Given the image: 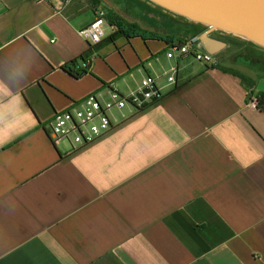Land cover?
<instances>
[{
    "label": "crops",
    "instance_id": "0c3cea01",
    "mask_svg": "<svg viewBox=\"0 0 264 264\" xmlns=\"http://www.w3.org/2000/svg\"><path fill=\"white\" fill-rule=\"evenodd\" d=\"M111 1L0 0V264H264V110L250 103L264 77L221 63L237 36L217 30L212 67L167 57L164 39L111 38L108 23L91 46L80 31ZM154 15L128 22L185 36ZM82 57L87 72L64 69ZM146 76L160 99L111 110L87 146L50 141L55 112Z\"/></svg>",
    "mask_w": 264,
    "mask_h": 264
},
{
    "label": "built area",
    "instance_id": "2783aa9c",
    "mask_svg": "<svg viewBox=\"0 0 264 264\" xmlns=\"http://www.w3.org/2000/svg\"><path fill=\"white\" fill-rule=\"evenodd\" d=\"M106 23L104 13L101 12L80 31V34L91 46L97 45L105 38ZM113 29L115 30V28ZM200 35L188 36L184 43H172L167 57L180 59L190 56L207 67L214 66L216 64L214 55L200 48L202 43ZM91 60L92 58H86V61L82 63V68H90ZM176 73L177 66H173L165 73L169 83L175 84ZM158 80V77L146 76L142 79L139 87L127 95L120 94L112 87L110 100L106 102H101L94 93L89 94L83 100L73 103L70 108L55 112L46 125L47 136L53 144L66 141L74 149L97 141L113 128L109 115L111 110L123 109L126 106L141 110L160 99L162 94ZM250 103L251 106L257 108V97H253Z\"/></svg>",
    "mask_w": 264,
    "mask_h": 264
},
{
    "label": "water",
    "instance_id": "95a60500",
    "mask_svg": "<svg viewBox=\"0 0 264 264\" xmlns=\"http://www.w3.org/2000/svg\"><path fill=\"white\" fill-rule=\"evenodd\" d=\"M165 10L209 28L200 35L212 54L224 44L212 38L222 31L264 47V0H149Z\"/></svg>",
    "mask_w": 264,
    "mask_h": 264
},
{
    "label": "rangeland",
    "instance_id": "374dc122",
    "mask_svg": "<svg viewBox=\"0 0 264 264\" xmlns=\"http://www.w3.org/2000/svg\"><path fill=\"white\" fill-rule=\"evenodd\" d=\"M110 4H112V7H110L105 14L114 13L124 18L126 21L134 20L144 24H153L152 20L155 18L152 19L148 17L147 14L154 17V12L158 11L175 19V33L180 35L191 28L192 24L203 28V33L209 30L205 25L169 12L149 0H112ZM142 4H146L148 8H144ZM144 15H146L147 18ZM144 19L148 23L145 22ZM160 31L167 33L165 30ZM235 38L237 39L231 40V46L225 51V56L220 62L227 63L235 69L244 71L246 74L252 75L253 78L257 76L264 77V47L242 37Z\"/></svg>",
    "mask_w": 264,
    "mask_h": 264
},
{
    "label": "trees",
    "instance_id": "16d2710c",
    "mask_svg": "<svg viewBox=\"0 0 264 264\" xmlns=\"http://www.w3.org/2000/svg\"><path fill=\"white\" fill-rule=\"evenodd\" d=\"M104 17H105L107 23L111 27L115 28V31L112 34L111 38H115L119 35L125 34L128 36H130V35L141 36L144 39L160 38V39L166 40L167 42H169L171 44L174 43V41H171V38L157 34V33H154V32H150L148 30H145V29L141 28L138 24L128 22L124 18L120 17L117 14L110 13V14L105 15ZM203 31H204L203 28H201L200 26L197 27V26H195V24H192L191 28L186 30L185 36H183L182 38H175V43H184L185 38H187L188 36L202 34ZM84 61H86V58L82 57V63ZM74 65H75V62H72L71 64L65 65L64 69L71 72L75 76H81L82 74L87 72L89 69V68L80 67L79 70L75 71L73 69ZM214 66H217V65H214ZM219 67H221V66H219ZM221 68L225 71H230V72H233L234 74L239 75L238 72H236L235 70H233L231 68H225V67H221ZM240 76L243 78V80H245V82L248 83L247 77L243 76L242 74H240ZM256 97L258 100L257 107L264 110V92L258 93V95H256Z\"/></svg>",
    "mask_w": 264,
    "mask_h": 264
},
{
    "label": "flooded vegetation",
    "instance_id": "af4514ba",
    "mask_svg": "<svg viewBox=\"0 0 264 264\" xmlns=\"http://www.w3.org/2000/svg\"><path fill=\"white\" fill-rule=\"evenodd\" d=\"M213 32V31H212Z\"/></svg>",
    "mask_w": 264,
    "mask_h": 264
}]
</instances>
